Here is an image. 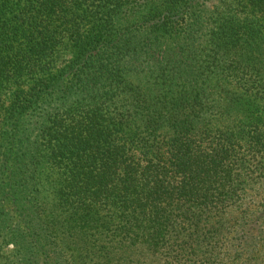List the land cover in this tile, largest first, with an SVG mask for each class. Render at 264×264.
Returning <instances> with one entry per match:
<instances>
[{
  "label": "trees",
  "instance_id": "trees-1",
  "mask_svg": "<svg viewBox=\"0 0 264 264\" xmlns=\"http://www.w3.org/2000/svg\"><path fill=\"white\" fill-rule=\"evenodd\" d=\"M0 119V264H264V0H0Z\"/></svg>",
  "mask_w": 264,
  "mask_h": 264
},
{
  "label": "rangeland",
  "instance_id": "rangeland-1",
  "mask_svg": "<svg viewBox=\"0 0 264 264\" xmlns=\"http://www.w3.org/2000/svg\"><path fill=\"white\" fill-rule=\"evenodd\" d=\"M11 95V91H9L8 93H6L4 95L5 100L3 101L5 105H7L9 103L8 99ZM1 120V119H0ZM244 204H248L250 205L254 210H260L261 208L263 209L264 207H262V202H264V193H260L258 191H255L247 196L244 197ZM259 227V224L254 228L257 229ZM262 227V225H261ZM261 229V228H260ZM262 238V237H261ZM260 238V244L263 245L264 243V238L261 239ZM263 254H264V249H263Z\"/></svg>",
  "mask_w": 264,
  "mask_h": 264
}]
</instances>
